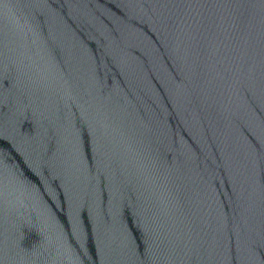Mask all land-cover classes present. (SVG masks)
Returning <instances> with one entry per match:
<instances>
[{
  "label": "water",
  "instance_id": "1",
  "mask_svg": "<svg viewBox=\"0 0 264 264\" xmlns=\"http://www.w3.org/2000/svg\"><path fill=\"white\" fill-rule=\"evenodd\" d=\"M0 264H264V0H0Z\"/></svg>",
  "mask_w": 264,
  "mask_h": 264
}]
</instances>
